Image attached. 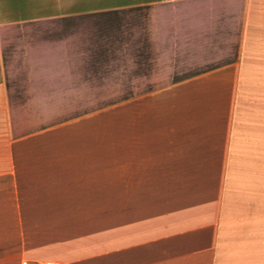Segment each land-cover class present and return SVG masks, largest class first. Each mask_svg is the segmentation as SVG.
<instances>
[{
	"label": "crops",
	"instance_id": "1",
	"mask_svg": "<svg viewBox=\"0 0 264 264\" xmlns=\"http://www.w3.org/2000/svg\"><path fill=\"white\" fill-rule=\"evenodd\" d=\"M35 1L0 0V264H264V0ZM99 10L113 14L107 37ZM118 10L135 15L121 36ZM98 41L137 58L138 108L161 111L138 115L150 123L146 162L168 143L171 169L186 172L133 200L142 226L96 254L60 240L57 215L40 225L57 241H34V225L19 229L18 198L32 167L24 144L42 121L34 108L66 104Z\"/></svg>",
	"mask_w": 264,
	"mask_h": 264
},
{
	"label": "rangeland",
	"instance_id": "2",
	"mask_svg": "<svg viewBox=\"0 0 264 264\" xmlns=\"http://www.w3.org/2000/svg\"><path fill=\"white\" fill-rule=\"evenodd\" d=\"M111 1L117 0L98 3ZM127 12H114L117 20H112L111 28L116 36L135 17ZM47 13L34 10L32 15L37 18ZM111 17L110 11H98V37H107ZM131 32L136 34V26ZM107 44L104 48L105 41H98V56L83 58L81 82L76 83L71 97L67 94L65 105L42 107V114L40 107L34 108L42 121L35 122L32 145L30 139L24 144L28 155L33 150L32 167L23 170L25 185L18 198V213L26 214L19 218V229L34 225V241H57V233L42 234L40 230V225L57 215L66 218L60 240L82 243L96 254L104 253L107 246L118 248L122 241H131L142 226L143 215L131 216L133 200L170 188L186 172L171 169L168 143L164 154L152 156H158L154 164L146 162L151 154L146 152L149 143L145 144L144 136L150 123L140 124L138 115L143 114L144 121L148 117L144 113L161 111L139 110L137 67L129 64L137 58L121 57L120 43ZM158 120L160 133L163 123ZM18 237L21 239L20 233Z\"/></svg>",
	"mask_w": 264,
	"mask_h": 264
},
{
	"label": "built area",
	"instance_id": "3",
	"mask_svg": "<svg viewBox=\"0 0 264 264\" xmlns=\"http://www.w3.org/2000/svg\"><path fill=\"white\" fill-rule=\"evenodd\" d=\"M46 264H54V262H48V263H46Z\"/></svg>",
	"mask_w": 264,
	"mask_h": 264
}]
</instances>
